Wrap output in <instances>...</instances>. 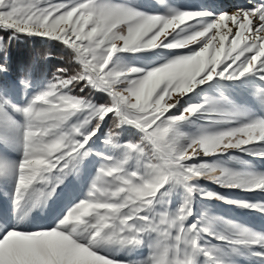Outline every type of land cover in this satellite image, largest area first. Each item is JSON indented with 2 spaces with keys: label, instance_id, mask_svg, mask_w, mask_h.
Segmentation results:
<instances>
[{
  "label": "snow or ice",
  "instance_id": "obj_1",
  "mask_svg": "<svg viewBox=\"0 0 264 264\" xmlns=\"http://www.w3.org/2000/svg\"><path fill=\"white\" fill-rule=\"evenodd\" d=\"M210 13L169 9L168 15L142 13L110 0H80L76 4L52 0H0V30L38 35L63 43L79 70H57L48 90L23 108V125L7 113L10 102L0 96V178L15 180L16 210L25 203L50 197L48 174L62 177L88 154L86 146L111 116L115 127L134 126L142 134L139 143L127 144L126 160L135 157L141 169L126 171L123 164L105 163L89 192V198L70 209L52 228L22 231L0 228V264H119L106 254L109 246L131 249L142 246L145 236L149 255L139 264H224L219 249L201 241L204 236L225 241L209 231L208 220L186 224L191 202L198 191L193 183L210 180L224 188L264 192V174L238 173L188 161L226 153L230 149L264 158V118L198 138L184 139L178 125L202 110L223 119L239 114L222 111L216 101L191 105L180 115H168L181 98L198 86L219 78L239 80L252 74L264 82V0L251 10L222 13L198 30L193 22ZM4 37L0 36V45ZM196 45L197 48H191ZM166 48L190 49L152 70L110 68L114 54ZM2 50V49H0ZM7 71L0 64V72ZM103 92L109 103L95 104L89 96L73 94L74 87ZM264 103V89H261ZM175 97V98H174ZM78 114L82 121L69 126ZM95 122V123H93ZM118 145V133L109 130L104 141ZM260 145L259 149L255 146ZM9 151H22L19 161ZM111 160V158H107ZM166 185L182 186L185 203L174 213L157 211L158 194ZM205 199H224L215 193ZM239 207L264 211V204L226 201ZM26 214V213H25ZM23 217L21 216L20 219ZM233 245L264 248V234L230 224ZM264 257V253H254ZM203 258V259H201Z\"/></svg>",
  "mask_w": 264,
  "mask_h": 264
},
{
  "label": "rangeland",
  "instance_id": "obj_2",
  "mask_svg": "<svg viewBox=\"0 0 264 264\" xmlns=\"http://www.w3.org/2000/svg\"><path fill=\"white\" fill-rule=\"evenodd\" d=\"M52 2L76 4L79 3L80 0H52ZM110 2L130 6L142 13L152 15H168L169 9L211 14L200 18L197 22H193L190 31L198 30L203 24L211 22L219 16L216 11L219 0H143V3L146 5L141 7H138V4L130 0H110ZM18 36L38 37L43 41H53L50 38L38 35L18 34ZM3 47L4 42L3 45H0V49ZM189 47L197 48L198 46L190 45ZM191 48L179 50L157 48L140 52H119L114 54L109 67H119L122 70L136 67L146 72L158 66H162L179 54H187ZM66 49L69 50L67 47ZM69 53L71 54L70 50ZM72 62L79 66L73 59ZM49 85L50 84L27 86L24 82H20L18 84H10L7 87H1L0 96L5 97L10 102V105L6 108L9 116L18 124L23 125L25 122L24 116L22 113L14 111L11 106L14 105L16 108L27 106L37 95L48 90ZM261 89H264V82L260 81L257 76L252 74L246 75L235 81L216 78L211 82L198 86L193 92L181 98L177 106L173 108L168 115H180L185 108L191 105L203 104L205 101H216L222 111L239 114L236 118L223 119L218 116H210L203 110L198 112L190 119L178 125V131L184 138L181 142L186 143L188 139L225 131L249 122L250 120L264 118V103L261 102L260 98ZM84 93L78 92L77 94L82 96ZM259 109H263V111ZM82 119L83 115L78 114L72 117L67 123L71 126L79 123ZM129 127L136 129L140 137L142 136L137 128L134 126ZM106 134L107 132L99 136L97 140H95L94 136L92 137L86 146L88 154L75 162V166L72 167V170L68 172L66 176L62 177V182L58 183L57 180L60 174L53 173L46 176L49 181L47 185H36L38 189L43 191H49L55 186L54 195L52 194L50 197L46 198L42 197L38 203L34 200H29L24 204L21 210H16L13 203L15 180L13 178H0L1 219L4 221L6 216H8L7 218L16 220L15 228L22 231H38L55 227L70 209L89 198V192L98 174V169L102 165L105 163H120L124 165L125 170L127 166L134 167L132 165L135 157H129L125 162L126 150L124 144L122 146L119 145V147L106 144L104 142ZM250 147L259 149L260 145ZM3 150V146H0V152H3ZM8 156L12 160L19 161L22 157V151H9ZM113 157H116L117 160H113ZM107 158H111V160ZM187 163L196 165L205 163L209 166L238 173L264 174V158L249 155L247 152L234 149L213 156L201 155ZM193 183L197 186L198 191L192 198V215L188 217L186 224L190 225L202 222L207 218L209 222V231L216 236L222 235L226 237L225 241H221L214 239L213 236L210 235L204 236L201 243L219 249L218 258L222 260L224 264H264V257L254 255V253H264V248L257 246L249 248L231 244L230 241L235 238V230L229 227L230 224H235L239 227L251 230L254 233L264 234V211L239 207L234 203L226 202L242 201L251 204H264V192H248L238 188H224L206 179H199ZM178 190L183 192L186 200L187 193L182 186L173 187L171 185H166L164 189H161V193L158 194L159 202L165 195H170L173 197L172 205L174 208L170 210V212L160 207L158 203L156 205V210H167L169 213L176 212L185 203V200L180 199L177 195ZM205 193H215L224 199L202 198V194ZM62 199L65 201L66 206L64 205L62 212L59 213L58 207ZM202 204L205 205V209H200V205L202 207ZM4 208L5 212H3ZM21 216L23 217L22 219H20ZM38 218L44 220L50 219L52 222L49 226L39 227V222L37 223ZM0 228L7 227L0 226ZM153 238L154 237L145 236V243L142 246L131 249H120L119 246H109L106 254L111 255L119 264H139L140 261L148 257L150 251L148 243Z\"/></svg>",
  "mask_w": 264,
  "mask_h": 264
},
{
  "label": "trees",
  "instance_id": "obj_3",
  "mask_svg": "<svg viewBox=\"0 0 264 264\" xmlns=\"http://www.w3.org/2000/svg\"><path fill=\"white\" fill-rule=\"evenodd\" d=\"M130 1L138 4V7L146 5L143 0ZM11 35V32L0 30V36L4 37V47L0 50V64L5 65L7 69V71L0 72V89L20 82H24L27 86L46 85L53 82V77L58 69L65 68L69 74L79 70V66L72 62L71 54L63 43L55 40L43 41L38 37H20L18 35L9 40ZM81 87H84L83 83L74 87L73 94L78 95L77 93L80 92ZM84 92L82 96H89L97 105L109 103L108 96L103 92L91 88H85ZM110 129L118 133V145L135 144L141 140L139 132L128 125L116 128L111 116L101 123L100 130L94 136L95 140L106 132L108 133ZM113 160H117V158L113 157ZM132 166L134 167L127 166L126 171L131 172L141 169L142 162L134 158ZM177 195L180 199L185 200V195L181 190L177 191ZM172 201V196L165 195L159 202V206L170 211L174 208ZM204 207V204H202V207L200 205V209H205Z\"/></svg>",
  "mask_w": 264,
  "mask_h": 264
},
{
  "label": "bare ground",
  "instance_id": "obj_4",
  "mask_svg": "<svg viewBox=\"0 0 264 264\" xmlns=\"http://www.w3.org/2000/svg\"><path fill=\"white\" fill-rule=\"evenodd\" d=\"M259 2H261V0H219V4L217 5L216 11L220 15L222 13L231 14V13H233L235 11H238V10H251ZM259 110L263 111V109H259ZM64 205L66 206V203L62 199V201L60 202L59 207H58L59 213L62 212V209H63ZM4 210H5V208L3 209V212H5ZM7 217L8 216H6V219L3 221V219H1V213H0V220H1L0 221V226L7 227V228L9 226H14L15 227L16 220H14L12 218L9 219ZM46 220H44L42 218H38L37 219V223L39 222L38 223L39 227L40 226H44V227L49 226L52 221L50 219L49 220L46 219ZM34 227H37V226H34Z\"/></svg>",
  "mask_w": 264,
  "mask_h": 264
}]
</instances>
